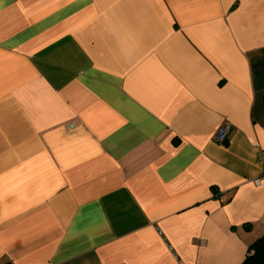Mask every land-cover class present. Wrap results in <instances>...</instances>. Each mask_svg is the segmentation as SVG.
<instances>
[{
	"label": "crops",
	"instance_id": "crops-1",
	"mask_svg": "<svg viewBox=\"0 0 264 264\" xmlns=\"http://www.w3.org/2000/svg\"><path fill=\"white\" fill-rule=\"evenodd\" d=\"M261 88L264 0H0V264H242Z\"/></svg>",
	"mask_w": 264,
	"mask_h": 264
},
{
	"label": "trees",
	"instance_id": "trees-1",
	"mask_svg": "<svg viewBox=\"0 0 264 264\" xmlns=\"http://www.w3.org/2000/svg\"><path fill=\"white\" fill-rule=\"evenodd\" d=\"M256 106L252 110V115L256 120L264 122V88L258 89ZM242 264H264V236L258 238L249 247V254Z\"/></svg>",
	"mask_w": 264,
	"mask_h": 264
},
{
	"label": "built area",
	"instance_id": "built-area-1",
	"mask_svg": "<svg viewBox=\"0 0 264 264\" xmlns=\"http://www.w3.org/2000/svg\"><path fill=\"white\" fill-rule=\"evenodd\" d=\"M231 130V127L230 125L228 124H225L224 126H222L216 136H215V141L218 143V144H222V145H225L228 141V134Z\"/></svg>",
	"mask_w": 264,
	"mask_h": 264
},
{
	"label": "rangeland",
	"instance_id": "rangeland-1",
	"mask_svg": "<svg viewBox=\"0 0 264 264\" xmlns=\"http://www.w3.org/2000/svg\"><path fill=\"white\" fill-rule=\"evenodd\" d=\"M260 235V237H261V235H264V234H259Z\"/></svg>",
	"mask_w": 264,
	"mask_h": 264
}]
</instances>
